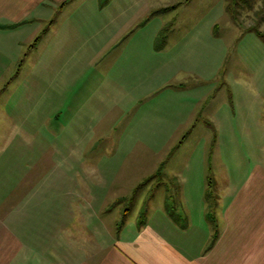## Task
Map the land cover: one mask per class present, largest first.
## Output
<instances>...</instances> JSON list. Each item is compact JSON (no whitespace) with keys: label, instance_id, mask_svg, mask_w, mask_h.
<instances>
[{"label":"rangeland","instance_id":"rangeland-1","mask_svg":"<svg viewBox=\"0 0 264 264\" xmlns=\"http://www.w3.org/2000/svg\"><path fill=\"white\" fill-rule=\"evenodd\" d=\"M86 1L90 8L111 1L114 8L83 15L67 9L61 17L68 21L41 41L28 68L0 76V246L13 240L5 219L23 203L172 201L175 206L188 193L197 199L196 184L193 189L186 184L185 191L177 182L150 178L160 162L166 160L163 174L179 175L190 160L200 174L214 177L212 168L216 175L224 168L213 163L219 154L226 162L225 155L241 152L237 165L264 156V37L255 29L264 33V0H76L74 5ZM230 4L233 13L226 9ZM36 27L23 36L32 38ZM160 33L159 42L167 39L162 47ZM5 40L0 38V46ZM182 81L188 90H177L174 84ZM198 87L215 88L202 101L205 111L220 108L221 119L212 122L219 147L211 153L212 129L199 110L189 121L181 107L184 102L191 109ZM68 92L74 102H63ZM70 103L80 108L74 125H57L55 109ZM101 113L108 114L98 131L94 118ZM88 131L98 138L83 141ZM92 145L99 155L94 165L104 167L110 183L119 181L110 199H101L100 190L86 199L76 174L84 165L79 152ZM198 178L195 173L189 179ZM130 210L134 214L136 204Z\"/></svg>","mask_w":264,"mask_h":264},{"label":"crops","instance_id":"crops-1","mask_svg":"<svg viewBox=\"0 0 264 264\" xmlns=\"http://www.w3.org/2000/svg\"><path fill=\"white\" fill-rule=\"evenodd\" d=\"M110 2L96 9L90 8L87 1L85 6L78 8L74 5L76 0H0V38L6 39L4 46H0V76L16 68L18 75L28 68L30 56L39 52L41 41L68 21L61 17L67 9L69 14L83 15L92 8L95 11L114 8ZM116 7L122 12L125 8ZM226 9L229 11L228 6ZM107 20L101 18L102 23ZM74 22H69L70 30L74 29ZM36 24L38 29L32 38L23 36ZM86 35L79 33V36ZM163 36L160 33L157 37L159 47L167 41L165 37L159 42ZM56 49L58 53L61 47ZM174 85L178 91L190 88L183 81ZM197 89V97L189 104L191 109H186L184 102L181 107L189 114V121L195 119V112L199 110L204 124L212 129L211 153L219 147L213 123L218 122L216 110L220 108L205 111L202 101L212 94L213 88ZM69 93L63 97V102H74L75 96ZM58 94L60 100L63 94ZM55 110L57 125L72 126L80 108L70 103ZM65 112L62 117L67 121L63 123L60 120ZM104 114L108 113L94 118L98 131L107 118ZM84 135L81 139L86 142L94 141L95 136L98 138L89 131ZM263 149L262 143L260 150ZM97 152L93 145L79 152V163L84 165L81 164L76 174L84 181L86 199L89 196L92 199L97 190L104 193L101 199H110L109 191L111 187L120 188L119 181L114 178V184L110 183L104 167L94 165L92 159L99 157ZM219 156L213 163L219 168L223 164L224 168L217 175L212 168L214 177L200 174V169L191 165L190 160L186 169L178 172L180 177L163 174L166 160L158 163L156 173L150 178L155 177L164 184L177 182L185 191L196 184L197 199L192 201L188 193L182 195L183 200L175 206L172 201H164L162 206L156 201H29L27 206L23 203L20 211L9 212L5 219L6 230L13 240L6 239L7 244L0 246V255H5L0 256V264H264V156L248 165L241 162L237 165L242 158L241 152L225 155L226 162L220 161L223 156ZM195 173L199 178L189 179ZM190 180L193 181L191 186ZM223 180L228 181L223 184ZM186 184L188 188L185 189ZM134 204L136 210L132 214L130 209Z\"/></svg>","mask_w":264,"mask_h":264},{"label":"trees","instance_id":"trees-1","mask_svg":"<svg viewBox=\"0 0 264 264\" xmlns=\"http://www.w3.org/2000/svg\"><path fill=\"white\" fill-rule=\"evenodd\" d=\"M230 3H231V2H230ZM248 3H249V2H247V4H248ZM250 7H252V6H250ZM231 9H232V7H231V4H230V5H228V10L231 11V13H233V10H231ZM170 26H171V24L164 28V29H165V32L170 28ZM256 27H257V28H255V29H256L257 33H259L262 37H264V33L258 28V26H256ZM162 35H163V34H162Z\"/></svg>","mask_w":264,"mask_h":264}]
</instances>
